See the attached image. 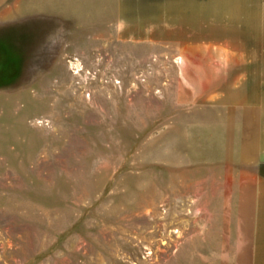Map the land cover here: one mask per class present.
<instances>
[{"label": "rangeland", "instance_id": "obj_1", "mask_svg": "<svg viewBox=\"0 0 264 264\" xmlns=\"http://www.w3.org/2000/svg\"><path fill=\"white\" fill-rule=\"evenodd\" d=\"M124 1L0 0V264H264V0Z\"/></svg>", "mask_w": 264, "mask_h": 264}, {"label": "crops", "instance_id": "obj_2", "mask_svg": "<svg viewBox=\"0 0 264 264\" xmlns=\"http://www.w3.org/2000/svg\"><path fill=\"white\" fill-rule=\"evenodd\" d=\"M120 6H122L123 8H128L130 5L129 3H125V1L123 0L122 5ZM140 6H144V5H140ZM180 7L190 9V2L181 3L179 4V8ZM253 144H255L257 150L264 151V139L263 141L262 140L254 141ZM262 164H264V161L260 162V165ZM258 172L256 173V177H253L252 180L250 181V187L245 188V190L242 192L243 193L242 201L244 202L245 205L247 202L251 207L252 219H251L250 243H264V175H261Z\"/></svg>", "mask_w": 264, "mask_h": 264}]
</instances>
